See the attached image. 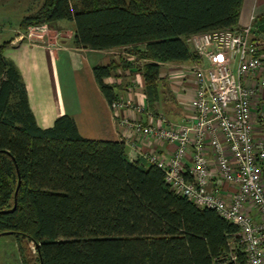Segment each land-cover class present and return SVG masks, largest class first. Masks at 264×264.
<instances>
[{"label":"trees","instance_id":"1","mask_svg":"<svg viewBox=\"0 0 264 264\" xmlns=\"http://www.w3.org/2000/svg\"><path fill=\"white\" fill-rule=\"evenodd\" d=\"M244 0H43L20 27L66 21L78 48H128L94 74L108 101L118 66L139 72L146 104L160 99L162 63L200 61L187 38L238 25ZM0 43V234L23 264H245L239 228L178 195L157 166L132 160L122 140L83 136L70 115L38 125L23 76ZM17 191V196L15 195Z\"/></svg>","mask_w":264,"mask_h":264},{"label":"built area","instance_id":"2","mask_svg":"<svg viewBox=\"0 0 264 264\" xmlns=\"http://www.w3.org/2000/svg\"><path fill=\"white\" fill-rule=\"evenodd\" d=\"M255 19L252 15L247 25L187 38L201 58L176 64L195 79L192 96L181 101L189 115L170 119L130 98L110 103L120 117L129 157H145L163 170L176 194L236 224L246 247L245 264H264V139L255 138L257 123H264V105L254 109L264 92V55L261 43L252 39ZM48 26H29L15 40L48 43ZM159 64L162 77L177 76ZM122 109L128 114L120 115ZM162 142L174 144L175 150L160 152L156 143ZM141 144L149 150L144 152ZM225 185H230L227 191Z\"/></svg>","mask_w":264,"mask_h":264},{"label":"crops","instance_id":"3","mask_svg":"<svg viewBox=\"0 0 264 264\" xmlns=\"http://www.w3.org/2000/svg\"><path fill=\"white\" fill-rule=\"evenodd\" d=\"M252 15L256 18L252 39L261 43V53L264 55V0H244L237 26L247 25ZM65 22L57 23L64 26ZM72 27L74 29L73 24ZM71 31V34L62 31L57 36L55 35L54 38H51L50 45L43 42H31L27 39L16 42L15 39L18 36L16 35L5 49L6 57L15 62L23 76L36 121L39 126L48 128L54 125L58 117L67 114L75 119L80 133L87 138L123 140V127L119 124L120 117L114 115L110 102L102 92L94 74L96 65L111 63L112 57L107 55L109 50L78 48L73 43L74 30ZM163 68L173 70L177 75L175 83L178 86L173 85L170 76L166 77L169 79L176 100L180 104L178 106L180 112L173 114V111L168 110L166 113L170 119L178 120L184 116L183 113L186 110L181 101L192 96L195 79L192 74L182 73V69L176 67V64L167 65L164 63ZM122 74L117 71L105 81L117 85L120 99L130 98L146 102L145 81L142 74L134 72L135 75H140L137 78V86L132 83L135 82L134 80L123 82V78L127 77ZM254 80L248 79L250 84H254ZM263 105L264 92L259 105L254 109L258 110ZM128 111L122 109L120 115L124 116L128 114ZM138 115L140 116V114ZM140 117L145 122L148 120L146 115ZM255 138L264 139V123H257ZM156 146L164 154H170L176 148L174 144L167 142L156 143ZM142 150L145 152L149 148L142 145ZM139 159L148 163L143 156H140ZM229 188L230 185L224 186L225 191ZM13 240L20 263L23 264L16 237H13Z\"/></svg>","mask_w":264,"mask_h":264},{"label":"rangeland","instance_id":"4","mask_svg":"<svg viewBox=\"0 0 264 264\" xmlns=\"http://www.w3.org/2000/svg\"><path fill=\"white\" fill-rule=\"evenodd\" d=\"M43 0H0V43L4 42L5 40L12 39L16 35H19L20 33H24L27 31V29L23 30L20 27L21 20L23 17L30 13L31 11L35 10L40 3ZM74 30L72 27V24H69V22H65V25H60V23L55 24H49L47 27V30L44 32L47 35V39L49 42H45L46 44L50 45L51 38H54V36L60 34V32L65 31L68 34H71ZM49 33V34H48ZM57 33V34H56ZM32 41V40H31ZM18 42V41H16ZM15 42V43H16ZM35 42V41H34ZM107 55H110L113 59H117L118 62L122 63V59L129 60V59H137L135 56H130L128 54V48H116L109 50ZM117 57V58H116ZM167 65H170L171 63H166ZM178 64V63H173ZM166 69V68H165ZM120 71L124 77L123 82H131V80H134L135 82H132L137 86V78L140 75H135L134 73L129 72L128 68L118 66L117 69L113 72L114 74ZM130 73L127 75V73ZM166 77V76H165ZM176 79L172 78V83L175 86H178L175 83ZM145 91V88H144ZM161 96L160 99L156 101L155 108L156 110L162 112L165 116L169 117L167 115V111H173L172 113H179L180 109L178 106L180 104L176 100L175 93L172 89V85L170 84V81L168 78H165L161 81L160 89H159ZM188 110H185L183 113L184 116L189 115L190 113L187 112ZM13 235L5 234L0 235V264H21L19 257H18V251L16 250ZM29 248L31 250V254L27 256V259L29 262L26 264H39L38 261L35 258L36 255V248L34 243L29 242Z\"/></svg>","mask_w":264,"mask_h":264},{"label":"water","instance_id":"5","mask_svg":"<svg viewBox=\"0 0 264 264\" xmlns=\"http://www.w3.org/2000/svg\"><path fill=\"white\" fill-rule=\"evenodd\" d=\"M16 196H17V191H16V194H15ZM8 232H5V233H2V234H0V235H5V234H7ZM37 247V246H36Z\"/></svg>","mask_w":264,"mask_h":264}]
</instances>
